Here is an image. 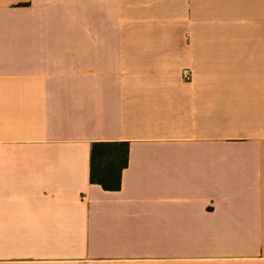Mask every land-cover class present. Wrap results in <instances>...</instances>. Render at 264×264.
Segmentation results:
<instances>
[{
	"label": "crops",
	"instance_id": "0c3cea01",
	"mask_svg": "<svg viewBox=\"0 0 264 264\" xmlns=\"http://www.w3.org/2000/svg\"><path fill=\"white\" fill-rule=\"evenodd\" d=\"M0 264H264V0H0Z\"/></svg>",
	"mask_w": 264,
	"mask_h": 264
},
{
	"label": "trees",
	"instance_id": "16d2710c",
	"mask_svg": "<svg viewBox=\"0 0 264 264\" xmlns=\"http://www.w3.org/2000/svg\"><path fill=\"white\" fill-rule=\"evenodd\" d=\"M128 155L127 142H94L91 147V183L106 191L120 190Z\"/></svg>",
	"mask_w": 264,
	"mask_h": 264
},
{
	"label": "built area",
	"instance_id": "2783aa9c",
	"mask_svg": "<svg viewBox=\"0 0 264 264\" xmlns=\"http://www.w3.org/2000/svg\"><path fill=\"white\" fill-rule=\"evenodd\" d=\"M191 75H192V73H191V71H190L189 69H185V70L183 71V78H184L185 80L190 79Z\"/></svg>",
	"mask_w": 264,
	"mask_h": 264
}]
</instances>
